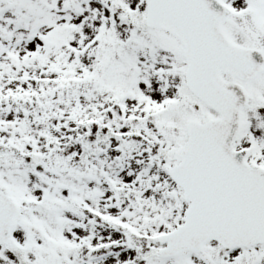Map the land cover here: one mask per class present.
I'll use <instances>...</instances> for the list:
<instances>
[{"label":"snow or ice","instance_id":"obj_1","mask_svg":"<svg viewBox=\"0 0 264 264\" xmlns=\"http://www.w3.org/2000/svg\"><path fill=\"white\" fill-rule=\"evenodd\" d=\"M0 264H264V0H0Z\"/></svg>","mask_w":264,"mask_h":264}]
</instances>
